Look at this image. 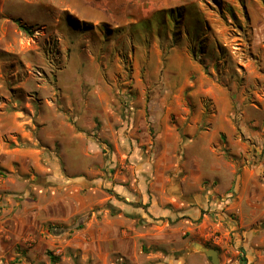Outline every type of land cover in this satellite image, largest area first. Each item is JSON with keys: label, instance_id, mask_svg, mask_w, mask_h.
<instances>
[{"label": "rangeland", "instance_id": "374dc122", "mask_svg": "<svg viewBox=\"0 0 264 264\" xmlns=\"http://www.w3.org/2000/svg\"><path fill=\"white\" fill-rule=\"evenodd\" d=\"M199 87H223L232 101L234 129L220 132L219 150L231 151L232 137L259 160L264 0H0V151H58L48 135L52 121L98 142L105 123L154 140L170 122L182 137L179 150L200 102L199 131L211 130L218 113L213 97L194 96ZM245 114L252 136L240 128ZM79 163L73 159L74 170ZM50 175L23 174L0 159V264H103L105 247L90 226L98 206L84 207L88 188L82 178ZM4 185L22 192L8 200Z\"/></svg>", "mask_w": 264, "mask_h": 264}, {"label": "crops", "instance_id": "0c3cea01", "mask_svg": "<svg viewBox=\"0 0 264 264\" xmlns=\"http://www.w3.org/2000/svg\"><path fill=\"white\" fill-rule=\"evenodd\" d=\"M200 92L213 97L218 113L211 130L199 131L200 102L179 150L182 137L170 122L154 140L146 133H124L127 125L105 123L100 132L104 142H98L52 121L48 135L58 141V151L3 148L1 165L23 174L50 173L51 180L82 178L88 188L84 207L98 206L99 216L93 212L90 226L98 228L105 247L103 264L115 262L111 254L128 264H212L195 242L218 249L220 264H264V153L255 151L260 158L253 163L251 151H242L245 146L232 137L226 147L232 150L220 151V132L234 129L227 117L233 107L230 95L223 87H199L194 96ZM249 118L243 116L240 128L252 136L255 132L243 125ZM63 128L67 135L61 134ZM74 158L79 170L73 169ZM16 187L1 186L8 200L22 192ZM76 210L71 208V216Z\"/></svg>", "mask_w": 264, "mask_h": 264}, {"label": "water", "instance_id": "95a60500", "mask_svg": "<svg viewBox=\"0 0 264 264\" xmlns=\"http://www.w3.org/2000/svg\"><path fill=\"white\" fill-rule=\"evenodd\" d=\"M194 245H195V247L198 250H201L208 257L211 258L212 264H220V257H219V251H218V249H216L214 247H208V246L203 245V244H201L199 242H195Z\"/></svg>", "mask_w": 264, "mask_h": 264}, {"label": "trees", "instance_id": "16d2710c", "mask_svg": "<svg viewBox=\"0 0 264 264\" xmlns=\"http://www.w3.org/2000/svg\"><path fill=\"white\" fill-rule=\"evenodd\" d=\"M15 22L19 25V27L27 32H31V28L29 26H27L26 24H24L21 19L16 18L14 19ZM90 26V25H89Z\"/></svg>", "mask_w": 264, "mask_h": 264}]
</instances>
